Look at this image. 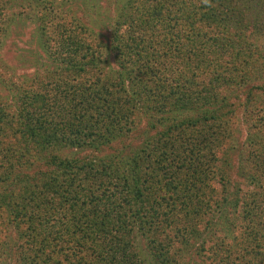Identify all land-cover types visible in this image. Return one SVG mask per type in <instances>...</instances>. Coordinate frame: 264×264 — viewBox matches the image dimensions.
<instances>
[{
  "label": "trees",
  "instance_id": "trees-1",
  "mask_svg": "<svg viewBox=\"0 0 264 264\" xmlns=\"http://www.w3.org/2000/svg\"><path fill=\"white\" fill-rule=\"evenodd\" d=\"M0 63V264H264V0H0Z\"/></svg>",
  "mask_w": 264,
  "mask_h": 264
},
{
  "label": "rangeland",
  "instance_id": "rangeland-1",
  "mask_svg": "<svg viewBox=\"0 0 264 264\" xmlns=\"http://www.w3.org/2000/svg\"><path fill=\"white\" fill-rule=\"evenodd\" d=\"M101 2H103L104 0H100ZM105 6V5H104ZM31 28L26 24L25 29H23V32L25 33L24 35V39L26 37L29 36V30ZM23 39V38H22ZM18 47H16V46ZM26 48L25 44H23L18 37H16L15 33L11 34V36L7 39V43L5 45V51L7 53H5L3 60L4 63L6 65H9L10 63L12 65H14V52L17 50V48ZM6 65H3L0 63V85L4 86L3 83L6 82L8 85H10L9 83L11 81L17 82V78H16V74H20L22 73V70H17L15 73V75L11 74L12 71L11 70H7ZM14 72V71H13ZM6 96H9L8 93L5 91V87L4 89L0 88V97L3 100ZM8 100H10V97H8ZM142 131V130H141ZM138 132H140V130H138ZM137 136V135H135ZM134 143H137V141H135Z\"/></svg>",
  "mask_w": 264,
  "mask_h": 264
}]
</instances>
